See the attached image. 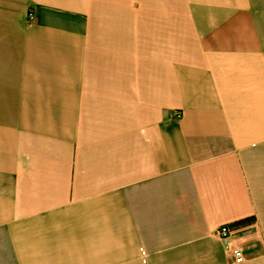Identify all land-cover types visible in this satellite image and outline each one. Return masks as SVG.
Wrapping results in <instances>:
<instances>
[{"label": "crops", "instance_id": "crops-1", "mask_svg": "<svg viewBox=\"0 0 264 264\" xmlns=\"http://www.w3.org/2000/svg\"><path fill=\"white\" fill-rule=\"evenodd\" d=\"M0 264H264V0H0Z\"/></svg>", "mask_w": 264, "mask_h": 264}, {"label": "built area", "instance_id": "built-area-1", "mask_svg": "<svg viewBox=\"0 0 264 264\" xmlns=\"http://www.w3.org/2000/svg\"><path fill=\"white\" fill-rule=\"evenodd\" d=\"M37 19V16L33 10L29 12V22L33 23ZM181 116V114H178ZM237 227L232 224H225L220 226L216 233L224 243L225 248L232 252L237 262H243L245 260L244 252L240 247L233 245V235L236 232Z\"/></svg>", "mask_w": 264, "mask_h": 264}]
</instances>
